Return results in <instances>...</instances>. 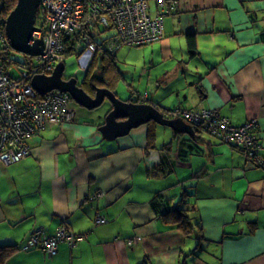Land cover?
<instances>
[{"label":"crops","instance_id":"0c3cea01","mask_svg":"<svg viewBox=\"0 0 264 264\" xmlns=\"http://www.w3.org/2000/svg\"><path fill=\"white\" fill-rule=\"evenodd\" d=\"M168 1L175 9L160 41L112 56L127 82L121 91L115 81L114 92L169 110L167 119L173 108H208L234 125L256 119L259 158L208 131L195 138L151 123L107 141L98 126L109 107L86 116L70 105L66 121L27 140L28 155L0 161V247L18 248L5 264H264V0ZM148 3L154 15L156 1ZM156 195L162 208L182 199L200 244L159 218ZM62 220L87 234L82 242L60 243L53 257L21 249L35 229L53 234Z\"/></svg>","mask_w":264,"mask_h":264},{"label":"built area","instance_id":"2783aa9c","mask_svg":"<svg viewBox=\"0 0 264 264\" xmlns=\"http://www.w3.org/2000/svg\"><path fill=\"white\" fill-rule=\"evenodd\" d=\"M158 10L150 13L148 0H39L38 22L30 43L41 39L42 54L34 59L42 65L38 73L35 67L29 73H20L19 79L10 80L0 70V161L15 163L29 154L27 140L48 123H63L70 114L71 96L68 92L50 91L39 98L30 85L37 74L50 75L70 48L80 66L86 68L99 49L114 55L121 46H142L163 38L164 14L173 11L175 5L167 0H155ZM110 35L103 37L102 33ZM6 38V36H5ZM7 39V38H6ZM96 41V42H95ZM188 124H203L224 142L243 144L245 156L258 158L254 132L257 120L250 119L240 126L230 125L228 118L216 111L203 108L173 110ZM96 224L106 222L96 216ZM85 234L72 232L61 223L52 235L42 227L35 229L26 239L23 249H42L48 256L57 254L58 245L67 243L74 247ZM141 237L128 238L127 244L140 241Z\"/></svg>","mask_w":264,"mask_h":264},{"label":"water","instance_id":"95a60500","mask_svg":"<svg viewBox=\"0 0 264 264\" xmlns=\"http://www.w3.org/2000/svg\"><path fill=\"white\" fill-rule=\"evenodd\" d=\"M39 0H17L15 7L8 14L5 21V36L10 48L16 52L35 57L42 54L41 39L30 43L35 31V18ZM64 62H58L50 75L37 74L32 77L30 85L40 96L50 91L68 92L71 100L87 111H93L103 105L105 100L110 103L109 110L104 116V122L98 126V131L107 141H113L127 135L135 129L150 121L167 126L177 132L194 136L193 127L177 117L167 119L153 104L142 102H129L107 87L91 85L93 93L87 92L77 84V78L63 77ZM176 108H173L174 110ZM100 118L101 116H97ZM94 117L90 122H94Z\"/></svg>","mask_w":264,"mask_h":264},{"label":"trees","instance_id":"16d2710c","mask_svg":"<svg viewBox=\"0 0 264 264\" xmlns=\"http://www.w3.org/2000/svg\"><path fill=\"white\" fill-rule=\"evenodd\" d=\"M17 0H0V70H3L4 76L7 77L10 80H16L19 79L20 73L23 71H28L29 73L31 70L35 67H38V73H40L42 69L41 63H38L35 61L34 57L28 56V55H23L24 59L20 60L18 57L15 55L17 52L12 50L10 48L8 40L5 38V21L8 16V14L13 10V8L16 5ZM96 42V41H95ZM187 43H188V49L191 54H194L195 51V40L192 36L189 35L187 38ZM99 49L97 52L94 54L90 64L85 68L84 75L82 77V82L80 85L88 90L89 93H93V89L91 88V85L95 84L96 86L99 87H107L109 89L113 90V85L115 81H119V77H121L118 74V71L116 69V66L114 64L113 59L109 57L107 53H102L104 52L102 49V46L99 42ZM74 55L72 53V50L70 48H66L64 52V57ZM19 67L20 69H17V72L19 75L17 76L15 73V68ZM99 75V77H97ZM40 96L36 94V98H39ZM145 99V98H144ZM127 101H135L136 99L132 98V94L129 98L126 99ZM136 102V101H135ZM154 105V104H153ZM155 106V105H154ZM157 109L161 111L164 117H167V112L169 110H164L158 105L155 106ZM193 110V109H189ZM220 115V114H219ZM221 116V115H220ZM224 117V116H223ZM229 120V119H228ZM247 122V121H246ZM154 124L157 125L155 122L150 121L148 124ZM230 125L233 126H240V125H234L230 122ZM195 132V138L196 134L198 132L202 131H208L211 133L213 137H215L218 141L222 143H226L230 146H234L240 150V152L245 155V147L243 144H235L234 142H224L220 138H217L209 129V127H206L203 124H195L192 125ZM155 138V132H154V127L150 128L148 130V135H147V145L149 148H153V141ZM248 161L252 160H257V158H248L247 156L245 157ZM259 158V155H258ZM186 192V191H184ZM164 201V202H162ZM166 200L159 196L156 195L154 197L153 204H157L158 208L160 209L159 211V218L164 222L169 224V226L176 227L180 232L183 234L185 238H190L192 236L197 237L198 244L201 242V238H203V235L199 233L201 231V227L199 223L196 220V217H191L188 212L190 210H185L184 206L181 205V200L178 201L177 205L175 204H167L166 203V208H162L163 203H165ZM62 224L65 223L64 220L61 222ZM60 223V224H61ZM66 224V223H65ZM78 234V233H76ZM79 234H85V237L87 236L86 233H79ZM52 235V234H49ZM133 237V236H131ZM130 238V237H128ZM128 238H126L127 241ZM83 240L79 241L82 242ZM23 249V246L21 247ZM37 249V248H33ZM18 248L15 246H4L0 247V264H5V262L13 255L15 251H17ZM24 250V249H23ZM31 250V249H29ZM26 251V250H25ZM53 257V256H52Z\"/></svg>","mask_w":264,"mask_h":264},{"label":"rangeland","instance_id":"374dc122","mask_svg":"<svg viewBox=\"0 0 264 264\" xmlns=\"http://www.w3.org/2000/svg\"><path fill=\"white\" fill-rule=\"evenodd\" d=\"M37 22H38V20L36 19L35 23H37ZM102 35H103V37H106V36L110 35V32L109 31H104L102 33ZM15 55L20 60L24 59L23 58L24 54H22V53L17 52ZM62 62H64V64H65L63 77L69 78L71 76H74V77H76L78 79V81H80L82 79V77L84 75V72H85V68L79 65L76 56H74V55L66 56V57L63 58ZM15 69H16L15 73L18 76L19 75V73H18L19 71L17 72V69H20V68L16 67ZM126 83L127 82L125 80L120 79L118 81V88H121L122 89L121 91L126 90ZM115 93H117V92H115ZM118 94H120V92ZM70 105L75 106V108L77 109L76 114H84V115L87 116L88 112H90V111H87V110L83 109L81 106H79L78 104H76L72 100L69 103V107H70ZM108 107H110V103H109L108 100H105L103 105L100 106L98 109H95V110H99L100 112H102V111H105ZM95 110H93V111H95Z\"/></svg>","mask_w":264,"mask_h":264},{"label":"clouds","instance_id":"9594fccd","mask_svg":"<svg viewBox=\"0 0 264 264\" xmlns=\"http://www.w3.org/2000/svg\"><path fill=\"white\" fill-rule=\"evenodd\" d=\"M167 1H168V0H167ZM36 19H37V12H36V18H35V20H36ZM37 20H38V19H37ZM163 22H164V18H163ZM35 24H36V23H35ZM163 35H164V32H163ZM160 40H161V39H160ZM160 40H158V41H160ZM153 43H154V42H153ZM147 45H148V44H147ZM142 46H144V45H142ZM121 47H123V46H121ZM121 47H120V48H121ZM128 47H131V46H128ZM134 47H140V46H134ZM118 49H119V48H118ZM118 49H117V50H118ZM117 50H116V51H117ZM102 53H107V52L104 51V52H102ZM107 54H108L109 57L112 59V56H113V55H110L109 53H107ZM114 54H115V53H114ZM74 56H75V55H74ZM89 64H90V63H89ZM177 117H180V116H177ZM177 117H176V118H177ZM180 118H181V117H180Z\"/></svg>","mask_w":264,"mask_h":264},{"label":"flooded vegetation","instance_id":"af4514ba","mask_svg":"<svg viewBox=\"0 0 264 264\" xmlns=\"http://www.w3.org/2000/svg\"><path fill=\"white\" fill-rule=\"evenodd\" d=\"M97 77H99V75H97ZM65 78V77H64ZM82 82V80H80V81H78V79H77V84H79L80 85V83ZM81 86V85H80ZM82 87V86H81ZM85 89V88H84ZM86 90V89H85ZM87 92H88V90H86Z\"/></svg>","mask_w":264,"mask_h":264},{"label":"bare ground","instance_id":"6f19581e","mask_svg":"<svg viewBox=\"0 0 264 264\" xmlns=\"http://www.w3.org/2000/svg\"><path fill=\"white\" fill-rule=\"evenodd\" d=\"M227 118V117H226Z\"/></svg>","mask_w":264,"mask_h":264}]
</instances>
